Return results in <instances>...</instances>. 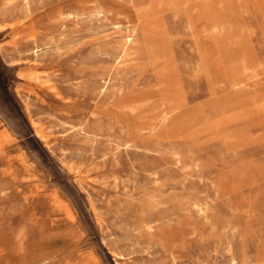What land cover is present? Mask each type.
Here are the masks:
<instances>
[{
	"label": "rangeland",
	"instance_id": "374dc122",
	"mask_svg": "<svg viewBox=\"0 0 264 264\" xmlns=\"http://www.w3.org/2000/svg\"><path fill=\"white\" fill-rule=\"evenodd\" d=\"M117 263L264 264V0H0V264Z\"/></svg>",
	"mask_w": 264,
	"mask_h": 264
},
{
	"label": "bare ground",
	"instance_id": "6f19581e",
	"mask_svg": "<svg viewBox=\"0 0 264 264\" xmlns=\"http://www.w3.org/2000/svg\"><path fill=\"white\" fill-rule=\"evenodd\" d=\"M212 23H213V22H212ZM14 24H15V23H14ZM13 26H14V25H13ZM14 27H15V26H14ZM17 27H18V25H17ZM200 35H202V34H200ZM206 36H207V35H206ZM238 41H239V40H238ZM239 42H240V41H239ZM136 49H137V48H136ZM136 49H135V50H136ZM131 50H132V49H131ZM14 63H15V62H14ZM35 83H36V82H35ZM37 125H38V124H37ZM36 132H37L39 135L42 136V134H41V132H40V129H37V127H36ZM37 133H36V134H37ZM38 134H37V135H38ZM115 254H116V253H115ZM117 264H118V263H117Z\"/></svg>",
	"mask_w": 264,
	"mask_h": 264
},
{
	"label": "crops",
	"instance_id": "0c3cea01",
	"mask_svg": "<svg viewBox=\"0 0 264 264\" xmlns=\"http://www.w3.org/2000/svg\"><path fill=\"white\" fill-rule=\"evenodd\" d=\"M36 133H37V132H36ZM37 134H38V133H37ZM38 136H41V135L38 134Z\"/></svg>",
	"mask_w": 264,
	"mask_h": 264
}]
</instances>
